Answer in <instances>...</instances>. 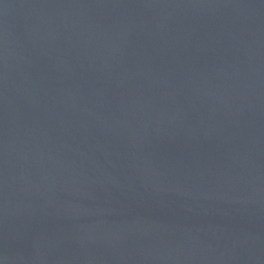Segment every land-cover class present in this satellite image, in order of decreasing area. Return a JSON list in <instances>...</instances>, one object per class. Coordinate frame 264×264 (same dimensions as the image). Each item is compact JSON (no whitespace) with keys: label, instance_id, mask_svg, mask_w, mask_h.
<instances>
[{"label":"water","instance_id":"water-1","mask_svg":"<svg viewBox=\"0 0 264 264\" xmlns=\"http://www.w3.org/2000/svg\"><path fill=\"white\" fill-rule=\"evenodd\" d=\"M0 264H264V0H0Z\"/></svg>","mask_w":264,"mask_h":264}]
</instances>
